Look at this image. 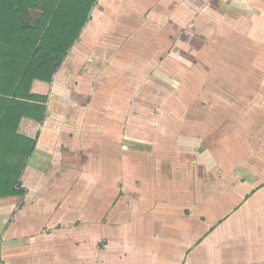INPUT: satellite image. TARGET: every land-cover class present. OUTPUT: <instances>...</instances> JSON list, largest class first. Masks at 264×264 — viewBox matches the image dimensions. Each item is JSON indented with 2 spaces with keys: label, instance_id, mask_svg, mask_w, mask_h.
<instances>
[{
  "label": "crops",
  "instance_id": "crops-1",
  "mask_svg": "<svg viewBox=\"0 0 264 264\" xmlns=\"http://www.w3.org/2000/svg\"><path fill=\"white\" fill-rule=\"evenodd\" d=\"M59 2L0 94V264H264V0Z\"/></svg>",
  "mask_w": 264,
  "mask_h": 264
},
{
  "label": "trees",
  "instance_id": "trees-1",
  "mask_svg": "<svg viewBox=\"0 0 264 264\" xmlns=\"http://www.w3.org/2000/svg\"><path fill=\"white\" fill-rule=\"evenodd\" d=\"M36 1L0 0V94L18 96L26 92L20 88V77L21 80L28 75L29 78L47 79L45 76L51 75L65 54L66 48H59L62 36L56 33L61 25L59 14L64 10V2L39 0L40 5L43 3L39 8L43 15L35 26L28 25L21 14L28 6L32 9L35 3L39 5ZM91 2L77 0L69 11L81 12L84 21L83 12ZM28 140L33 144L34 139Z\"/></svg>",
  "mask_w": 264,
  "mask_h": 264
},
{
  "label": "rangeland",
  "instance_id": "rangeland-1",
  "mask_svg": "<svg viewBox=\"0 0 264 264\" xmlns=\"http://www.w3.org/2000/svg\"><path fill=\"white\" fill-rule=\"evenodd\" d=\"M36 2H37L39 5H37V4L34 2L36 7L32 8V9H39V8L41 7V5H40V3H39V0H37ZM57 2H59V0H57ZM28 11H29V6H28L27 9H26L25 11H23V13L21 14V16H22L24 22H26V24L29 23V19L26 20V15L28 14ZM38 58H40V56H39Z\"/></svg>",
  "mask_w": 264,
  "mask_h": 264
}]
</instances>
